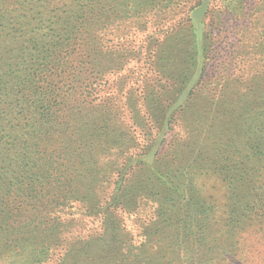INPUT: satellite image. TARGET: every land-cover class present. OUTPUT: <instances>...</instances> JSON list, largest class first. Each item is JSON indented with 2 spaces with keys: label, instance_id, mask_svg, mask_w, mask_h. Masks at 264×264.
I'll list each match as a JSON object with an SVG mask.
<instances>
[{
  "label": "rangeland",
  "instance_id": "rangeland-1",
  "mask_svg": "<svg viewBox=\"0 0 264 264\" xmlns=\"http://www.w3.org/2000/svg\"><path fill=\"white\" fill-rule=\"evenodd\" d=\"M0 14L31 22L39 43L65 39L68 23L86 55L74 84H93L64 109L61 144L30 158L60 199L37 219L58 228L40 236L45 264H158L184 212L183 173L199 175L206 196L221 180L225 194H246L236 181L262 167L264 150V0H0ZM249 241L262 264L263 241Z\"/></svg>",
  "mask_w": 264,
  "mask_h": 264
},
{
  "label": "trees",
  "instance_id": "trees-1",
  "mask_svg": "<svg viewBox=\"0 0 264 264\" xmlns=\"http://www.w3.org/2000/svg\"><path fill=\"white\" fill-rule=\"evenodd\" d=\"M85 14L89 15L88 22L96 15L92 9ZM55 17L61 19L58 13ZM45 22L50 23L48 19ZM197 22L201 30L202 22ZM63 25L68 32L63 35L65 39L45 35L39 43L30 35L35 29L31 22L9 20L0 14V70L6 79L0 80V167L12 162L6 171L0 169V255L7 264H45L53 256L50 239L40 236H53L58 228H47L37 219L60 199L52 195L55 183L45 173L50 169L37 165L33 172L29 165L36 161L30 158L43 156L45 145L61 144L64 109L67 105L72 108L76 97L85 103L84 93H91L93 85L74 84L75 61H84L86 55L79 53L73 28L68 23ZM15 48H20V55L9 56ZM19 58L26 61L23 69L14 68V60ZM255 148L262 167L253 170L250 178L241 177L236 181L240 185L234 188H245L246 194H225L221 180L212 186L214 195L206 196V184L200 176L183 173L177 184L186 198L184 212L182 219L162 234L169 244L158 264H255L254 243L249 239L253 235L264 243V150L259 152V144ZM13 166L22 167L16 172L11 170ZM214 169L219 171L220 167ZM237 172L247 170L239 168ZM70 189L63 187L65 192ZM21 217L24 220L18 221Z\"/></svg>",
  "mask_w": 264,
  "mask_h": 264
}]
</instances>
